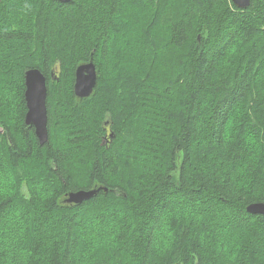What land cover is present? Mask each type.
Wrapping results in <instances>:
<instances>
[{"label": "trees", "instance_id": "1", "mask_svg": "<svg viewBox=\"0 0 264 264\" xmlns=\"http://www.w3.org/2000/svg\"><path fill=\"white\" fill-rule=\"evenodd\" d=\"M259 202L264 0H0V264H264Z\"/></svg>", "mask_w": 264, "mask_h": 264}, {"label": "water", "instance_id": "2", "mask_svg": "<svg viewBox=\"0 0 264 264\" xmlns=\"http://www.w3.org/2000/svg\"><path fill=\"white\" fill-rule=\"evenodd\" d=\"M68 2L69 0H59ZM232 3L240 8L245 9L250 5V0H231ZM75 80L73 85L74 94L78 97L89 96L96 84V69L90 60L87 63L79 65L75 70ZM24 100L26 111L24 114V123L33 127L39 143L47 140V86L43 73L36 68H31L24 75ZM96 190H79L68 194L67 202H80L83 199L91 197ZM249 213L264 214V203H251L246 207Z\"/></svg>", "mask_w": 264, "mask_h": 264}, {"label": "rangeland", "instance_id": "3", "mask_svg": "<svg viewBox=\"0 0 264 264\" xmlns=\"http://www.w3.org/2000/svg\"><path fill=\"white\" fill-rule=\"evenodd\" d=\"M27 71V70H26ZM26 71L24 72V75L26 74ZM25 90V89H24ZM76 95V94H75ZM47 100V99H46ZM68 197H66V199H67Z\"/></svg>", "mask_w": 264, "mask_h": 264}]
</instances>
